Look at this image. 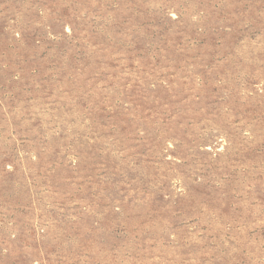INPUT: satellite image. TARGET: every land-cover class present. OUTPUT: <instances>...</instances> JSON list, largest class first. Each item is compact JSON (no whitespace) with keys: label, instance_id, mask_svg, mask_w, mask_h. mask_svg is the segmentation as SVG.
<instances>
[{"label":"rangeland","instance_id":"374dc122","mask_svg":"<svg viewBox=\"0 0 264 264\" xmlns=\"http://www.w3.org/2000/svg\"><path fill=\"white\" fill-rule=\"evenodd\" d=\"M0 264H264V0H0Z\"/></svg>","mask_w":264,"mask_h":264}]
</instances>
